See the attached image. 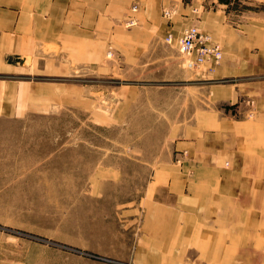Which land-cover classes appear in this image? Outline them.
Instances as JSON below:
<instances>
[{"label":"rangeland","instance_id":"rangeland-1","mask_svg":"<svg viewBox=\"0 0 264 264\" xmlns=\"http://www.w3.org/2000/svg\"><path fill=\"white\" fill-rule=\"evenodd\" d=\"M142 1L149 5L142 23L163 24L177 37L196 25L223 46L222 59L190 68L169 32L139 65L110 52L104 60L115 68L99 60L100 68L84 63L73 75L49 77L80 87L56 95L51 110L0 114V264H264V46L243 36L247 47L227 45L240 32L235 28L262 21L264 0ZM233 58L238 66L227 67ZM3 70L0 80L29 77ZM237 87L245 93L238 100L214 98L207 107L231 122L257 123L233 130L232 155L248 159L246 168L239 161L218 190L212 181L214 196L208 182L191 180L200 195L189 193L174 208L157 204L153 180L162 165L195 157L192 148L177 147L176 131L193 124L211 89L216 97ZM233 165L222 155L216 171ZM160 209L169 222L156 216ZM224 209H234L233 226L207 223Z\"/></svg>","mask_w":264,"mask_h":264},{"label":"crops","instance_id":"crops-1","mask_svg":"<svg viewBox=\"0 0 264 264\" xmlns=\"http://www.w3.org/2000/svg\"><path fill=\"white\" fill-rule=\"evenodd\" d=\"M147 5L142 0H0V65L5 72H18L29 76L0 80V114L15 117L30 110L45 112L53 109L59 103L56 95L64 91L78 93L80 87L56 82L49 77L73 75V70L78 65L82 68L84 63L100 68L99 60L103 61V66L115 68V62L104 60L107 53L122 57V64L139 65L146 62L142 57L147 55V51L151 50L154 44L162 45V36L170 32L163 24L153 26L150 22L142 23L140 13L147 9ZM258 19L262 21L250 20L244 26L234 27L240 32L233 31V42L227 44L228 47L230 49L236 47L237 50L247 47L242 45L243 36L250 38L253 47L263 48L264 18ZM132 21L134 26L140 23V27L132 26L133 28L129 29L127 26ZM175 24L170 27L173 31H178ZM237 60L235 58L232 61L227 60L225 65L237 67L239 63ZM29 78L32 79L24 80ZM256 86H249L247 90ZM230 91L228 96L218 94L215 97L211 89V94L206 95V107L197 110L193 124L182 133L176 131L177 147L187 153H190L192 148L195 157L162 165L163 169L153 180L159 181L153 188L152 195L157 204L174 208L187 194L200 195L197 184L191 185V180L208 182L214 196L212 181H215L214 187L218 190L220 178L227 181L234 176L238 171L239 161L240 170L243 166L246 168L248 159L244 162L232 155L233 130L245 125L241 123L253 126L257 123L246 120L231 122L220 115V110L207 107L215 102L214 98L238 100L245 94L239 87ZM258 94L257 92L256 97ZM66 97L69 102H75L73 95ZM77 97L79 104L85 102L84 97L81 96L82 99L79 95ZM260 107L258 117L264 113V107ZM260 118L264 119V116ZM259 123H264V120ZM222 155L232 158L234 170L216 171ZM188 201L186 198L185 202ZM204 208L205 206H202L199 210L202 212ZM161 210L163 209L156 212V216L158 218L165 216L164 220H159L169 222L171 217L168 218L166 211ZM234 217V209L232 212L230 209L228 212L224 209L218 218L213 216V220L206 221L220 223L221 226L222 223L228 226L232 223L233 226ZM215 249L221 251V246L217 245ZM251 255L252 252L249 256Z\"/></svg>","mask_w":264,"mask_h":264},{"label":"built area","instance_id":"built-area-1","mask_svg":"<svg viewBox=\"0 0 264 264\" xmlns=\"http://www.w3.org/2000/svg\"><path fill=\"white\" fill-rule=\"evenodd\" d=\"M171 13L172 10L169 7L164 10L166 17H169ZM168 39L176 40L181 53L187 56L188 66L193 69H200L206 63L217 65L223 57V46L196 25L186 27L178 37L170 32Z\"/></svg>","mask_w":264,"mask_h":264}]
</instances>
